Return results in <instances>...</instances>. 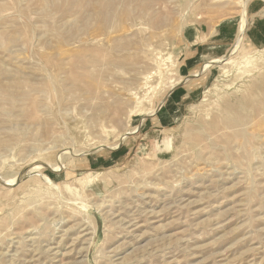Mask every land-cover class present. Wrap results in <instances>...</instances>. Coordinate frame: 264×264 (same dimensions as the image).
I'll list each match as a JSON object with an SVG mask.
<instances>
[{
  "label": "rangeland",
  "instance_id": "rangeland-1",
  "mask_svg": "<svg viewBox=\"0 0 264 264\" xmlns=\"http://www.w3.org/2000/svg\"><path fill=\"white\" fill-rule=\"evenodd\" d=\"M0 264H264V0H0Z\"/></svg>",
  "mask_w": 264,
  "mask_h": 264
},
{
  "label": "crops",
  "instance_id": "crops-1",
  "mask_svg": "<svg viewBox=\"0 0 264 264\" xmlns=\"http://www.w3.org/2000/svg\"><path fill=\"white\" fill-rule=\"evenodd\" d=\"M251 7H252V5H251ZM248 12H249V9H248ZM260 12V10H255V11H253L252 13L254 14V18H259V15H258V13ZM260 20V19H259ZM233 25V27H234V24H232ZM231 25V26H232ZM223 26L224 25H221V26H219L218 27V30H213L212 32H214L212 35L211 34H209L208 35V37H206V40H211V39H218V41H221V39H220V37H223V33L221 34V28H223ZM233 27H231V30H232V36H233V39H234V37H235V34H234V29H233ZM221 34V35H220ZM234 41V40H233ZM219 46H221V47H223L224 45H219ZM228 46V45H227ZM229 46H231V44H229ZM228 46V47H229ZM260 46V45H259ZM218 47V46H217ZM195 76H198V75H195Z\"/></svg>",
  "mask_w": 264,
  "mask_h": 264
},
{
  "label": "bare ground",
  "instance_id": "bare-ground-1",
  "mask_svg": "<svg viewBox=\"0 0 264 264\" xmlns=\"http://www.w3.org/2000/svg\"><path fill=\"white\" fill-rule=\"evenodd\" d=\"M83 251H84L83 249H79L78 251H75V254L80 255V257H81L83 254Z\"/></svg>",
  "mask_w": 264,
  "mask_h": 264
}]
</instances>
